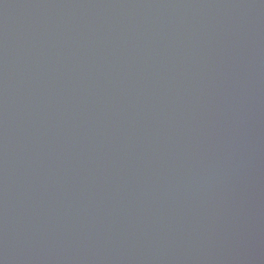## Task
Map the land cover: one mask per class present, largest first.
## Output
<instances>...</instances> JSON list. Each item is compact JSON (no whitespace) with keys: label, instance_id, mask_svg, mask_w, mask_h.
<instances>
[{"label":"water","instance_id":"1","mask_svg":"<svg viewBox=\"0 0 264 264\" xmlns=\"http://www.w3.org/2000/svg\"><path fill=\"white\" fill-rule=\"evenodd\" d=\"M0 264H264V0H0Z\"/></svg>","mask_w":264,"mask_h":264}]
</instances>
